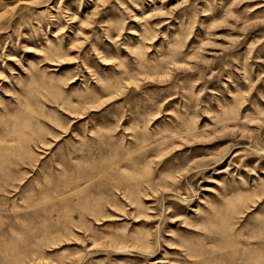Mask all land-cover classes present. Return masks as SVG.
<instances>
[{
  "label": "rangeland",
  "instance_id": "1",
  "mask_svg": "<svg viewBox=\"0 0 264 264\" xmlns=\"http://www.w3.org/2000/svg\"><path fill=\"white\" fill-rule=\"evenodd\" d=\"M0 264H264V0H0Z\"/></svg>",
  "mask_w": 264,
  "mask_h": 264
}]
</instances>
